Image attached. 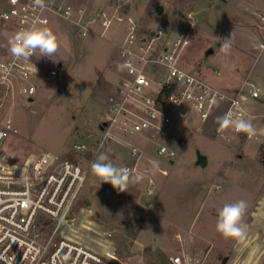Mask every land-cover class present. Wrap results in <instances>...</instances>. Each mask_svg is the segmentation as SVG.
I'll return each instance as SVG.
<instances>
[{
  "label": "rangeland",
  "instance_id": "1",
  "mask_svg": "<svg viewBox=\"0 0 264 264\" xmlns=\"http://www.w3.org/2000/svg\"><path fill=\"white\" fill-rule=\"evenodd\" d=\"M53 1L64 5L86 4L94 12L102 9L114 12L110 6L115 4V0ZM239 1L133 0L119 11L131 15L141 33L163 30V39L169 40L187 34L189 44L181 55V64L186 69L211 74L214 68H220L227 74L231 71L230 62H235L239 52L232 47L227 52L218 48L206 56V51L214 41L224 40L226 21L242 16ZM158 5L164 6L162 14L155 11ZM189 12L193 14V24L186 20ZM103 30L98 22L91 32L82 36L71 25L54 24L51 31L60 47L54 60H46L49 67L58 68L57 75L42 77L33 100L15 93L8 103L6 112L18 133L8 141L7 153L44 150L60 159L80 161L87 175L78 204L88 202L93 206L100 219L113 230L118 247L123 245L120 252L134 264H167L170 254L185 251L181 250L182 246L190 243V238L207 245L205 256L201 255L204 264H223V249L227 250L233 239L224 238L216 231L219 210L227 203L249 201L263 194L264 143L254 141L256 134L235 136L228 130L221 136L216 131L217 117L221 116L217 103L206 120L191 107L185 117L172 114L170 143L176 149L174 163L158 156L156 143L142 134L118 131L96 153L76 151V143L91 146L103 137L106 129L101 125L107 116L106 101L122 73L119 44L125 39L129 24L113 21ZM59 63L62 65L58 66ZM128 142L157 157L167 170L166 174L152 172L157 183L154 193H147L145 182L131 183L127 191L119 192L92 173L90 165L100 153L107 154L114 165L124 166L129 159ZM197 149L208 155L204 168L194 165ZM245 218L246 213L242 223ZM260 264H264V258Z\"/></svg>",
  "mask_w": 264,
  "mask_h": 264
},
{
  "label": "built area",
  "instance_id": "2",
  "mask_svg": "<svg viewBox=\"0 0 264 264\" xmlns=\"http://www.w3.org/2000/svg\"><path fill=\"white\" fill-rule=\"evenodd\" d=\"M132 1L115 0L110 6L114 12H94L86 4L44 0L41 8L35 0H1L0 66L8 71L0 67V264H134L120 252L113 230L93 206L88 202L78 204L87 175L80 161L60 159L44 150L7 153L8 141L18 133L6 112L8 103L15 93L34 97L42 77L56 76L58 72L43 57L33 56L30 61L14 58L8 50V40L17 31L33 24L52 30L54 24L64 23L86 36L98 22L104 30L113 21L129 24L128 33L119 44L122 73L106 101L105 133L95 145L76 143V151L96 153L118 131L142 134L154 141L158 156L172 163L176 156L170 143L173 113L185 117L191 107L206 120L217 103L227 102L224 115L231 113L233 119L249 120L244 104L248 97H260L259 85L246 80V86L228 93L199 72L186 69L181 55L189 44L188 35L181 33L169 40L163 39V30L153 31V35L139 32L136 20L119 11ZM186 20L194 23L192 12ZM228 130L234 131L217 128L221 136ZM127 147L130 161L123 167L133 174L145 171V179L136 184L145 182L147 193H154L157 183L152 172L167 173L162 161L147 155L135 143L128 142ZM153 159L158 161V168H151L149 160ZM204 263L201 255L182 251L170 254L167 264Z\"/></svg>",
  "mask_w": 264,
  "mask_h": 264
},
{
  "label": "crops",
  "instance_id": "3",
  "mask_svg": "<svg viewBox=\"0 0 264 264\" xmlns=\"http://www.w3.org/2000/svg\"><path fill=\"white\" fill-rule=\"evenodd\" d=\"M238 6L242 16L238 20L226 21L224 34V40L231 38V47L240 54L235 62H230L231 71L227 74L220 68H214L211 74H204L200 69L198 71L212 85L228 93H234L246 86V80L259 85L260 97H248L244 107L249 114V121L256 128L258 136L254 141L262 140L264 143V0H240ZM224 40H220L221 46ZM226 107L227 102H220L219 107L217 106L221 110V116L224 115ZM128 161L129 159L125 163ZM246 202L248 207L243 222L246 226V237L243 241L233 239L227 250L223 249V264H260L264 258V192ZM189 242H185L181 250H192L199 255L205 253L207 245L204 242L197 238H190ZM188 244L192 247H188Z\"/></svg>",
  "mask_w": 264,
  "mask_h": 264
},
{
  "label": "clouds",
  "instance_id": "4",
  "mask_svg": "<svg viewBox=\"0 0 264 264\" xmlns=\"http://www.w3.org/2000/svg\"><path fill=\"white\" fill-rule=\"evenodd\" d=\"M35 4L43 8L44 0H35ZM220 50L227 52L231 47V38L224 40ZM10 54L18 59L30 61L33 56L37 59H53L59 50V41L55 33L48 28H42L33 24L27 28L14 33L8 40ZM37 52L39 55L37 56ZM54 60V59H53ZM4 71L8 69L0 66ZM121 68L123 66H120ZM37 72V68L35 66ZM221 129L232 128L236 133H245L252 137L256 134V128L251 121L237 118L233 119L231 113L217 117ZM152 169L158 168L156 160H149ZM92 173L98 177L102 183H109L119 192L128 190L131 183H139L145 179V171H136L134 174L129 168L114 165L109 156L100 153L90 165ZM247 202L238 200L234 203L225 204L218 213L216 231L224 238L243 241L246 237V226L242 223L243 216L247 210Z\"/></svg>",
  "mask_w": 264,
  "mask_h": 264
},
{
  "label": "water",
  "instance_id": "5",
  "mask_svg": "<svg viewBox=\"0 0 264 264\" xmlns=\"http://www.w3.org/2000/svg\"><path fill=\"white\" fill-rule=\"evenodd\" d=\"M155 11L157 14H162L164 11V6L163 5H158L155 8ZM153 31L151 32V35H153ZM221 46V42L220 41H214L213 45L211 47H209L206 51V56H209L211 54H213L215 52V48L220 47ZM60 66V65H59ZM30 100H33V98H30ZM106 125L103 124L101 125V128H104V126ZM208 155L203 153L200 149L196 150V160L194 162L195 166H201V167H206L208 164ZM171 162H174L173 160Z\"/></svg>",
  "mask_w": 264,
  "mask_h": 264
},
{
  "label": "trees",
  "instance_id": "6",
  "mask_svg": "<svg viewBox=\"0 0 264 264\" xmlns=\"http://www.w3.org/2000/svg\"><path fill=\"white\" fill-rule=\"evenodd\" d=\"M261 155H262V158H263V164H264V147H263V149H262ZM122 246H123L122 244L119 245L120 251H121V249H122ZM121 252H122V251H121Z\"/></svg>",
  "mask_w": 264,
  "mask_h": 264
}]
</instances>
